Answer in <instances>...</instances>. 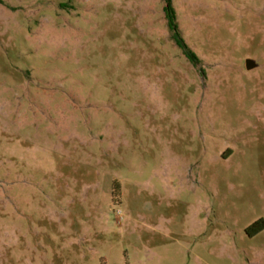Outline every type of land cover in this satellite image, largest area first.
<instances>
[{"label":"rangeland","instance_id":"rangeland-1","mask_svg":"<svg viewBox=\"0 0 264 264\" xmlns=\"http://www.w3.org/2000/svg\"><path fill=\"white\" fill-rule=\"evenodd\" d=\"M165 5L0 3V264H264V0Z\"/></svg>","mask_w":264,"mask_h":264},{"label":"trees","instance_id":"trees-1","mask_svg":"<svg viewBox=\"0 0 264 264\" xmlns=\"http://www.w3.org/2000/svg\"><path fill=\"white\" fill-rule=\"evenodd\" d=\"M165 1V16L168 21V26L171 29V31L174 32V39L178 45L179 48L182 49L184 55L187 57V59L193 63L195 66H198L201 61L198 58V56L190 49V47L187 45L185 40L182 38V36L179 33V27L177 23V14L173 6V0H164ZM0 3H2V0H0ZM252 229L256 230V234L264 231V221L256 223Z\"/></svg>","mask_w":264,"mask_h":264},{"label":"water","instance_id":"water-1","mask_svg":"<svg viewBox=\"0 0 264 264\" xmlns=\"http://www.w3.org/2000/svg\"><path fill=\"white\" fill-rule=\"evenodd\" d=\"M258 67V65H257V63L254 61V60H247V69L249 70V71H251V70H253V69H255V68H257Z\"/></svg>","mask_w":264,"mask_h":264}]
</instances>
